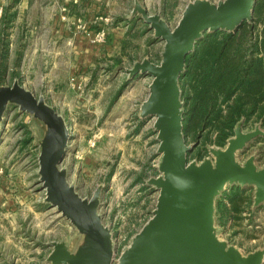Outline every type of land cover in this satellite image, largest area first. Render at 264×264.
<instances>
[{
    "label": "rangeland",
    "instance_id": "374dc122",
    "mask_svg": "<svg viewBox=\"0 0 264 264\" xmlns=\"http://www.w3.org/2000/svg\"><path fill=\"white\" fill-rule=\"evenodd\" d=\"M143 1L149 13L161 14L174 27L185 5L193 0ZM4 12L5 7L0 17V83L10 85L17 78L63 115L71 135L62 162L68 179L82 197H90L103 185L102 221L116 243L127 244L154 208L157 191L145 180L157 174L158 160L154 118L139 115L151 78L133 77L127 70L144 58L158 63L163 42L153 38L147 24L135 19L126 27L119 49L97 56L74 72L69 64H62L56 76L45 82L36 62L22 63L18 56L21 34L3 20ZM256 123H244L243 129L251 130ZM38 135L28 114L9 107L0 133V264H41L50 251L48 241L65 239L72 245L77 236L66 219L42 203L44 193L36 175ZM191 142L196 144L187 153L189 161L208 156L206 146L214 145L186 139ZM251 153L257 155L258 166L264 165V136L253 139L238 159ZM245 195L252 196V189L247 188ZM243 206L226 223L218 224L217 218L216 223L220 237L247 254L264 247V206Z\"/></svg>",
    "mask_w": 264,
    "mask_h": 264
},
{
    "label": "water",
    "instance_id": "95a60500",
    "mask_svg": "<svg viewBox=\"0 0 264 264\" xmlns=\"http://www.w3.org/2000/svg\"><path fill=\"white\" fill-rule=\"evenodd\" d=\"M256 1L193 0L170 27L161 14L149 13L140 0H133L128 19L147 24L153 38L163 42L158 63L144 58L127 70L130 76L151 78L139 115L154 118L157 174L145 182L157 196L151 216L116 258L112 232L99 213L103 185L82 197L62 165L71 140L65 118L17 78L10 85L0 83V133L9 107L31 117L39 130L36 175L44 193L42 203L66 219L77 235L72 245L65 239L48 241L50 251L41 264H264V247L243 254L220 237L215 207L232 187L251 188V207L264 206V165H257L255 153L238 159V153L264 136V130L257 122L245 131L240 119L225 146L207 145L208 156L189 161L187 153L196 142L186 143L184 137L179 84L185 59L203 33L233 32L249 23Z\"/></svg>",
    "mask_w": 264,
    "mask_h": 264
},
{
    "label": "trees",
    "instance_id": "16d2710c",
    "mask_svg": "<svg viewBox=\"0 0 264 264\" xmlns=\"http://www.w3.org/2000/svg\"><path fill=\"white\" fill-rule=\"evenodd\" d=\"M252 19L233 32H204L187 55L179 80L185 140L223 147L240 119L264 126V0L256 1ZM246 189L232 187L216 200L218 224L252 203Z\"/></svg>",
    "mask_w": 264,
    "mask_h": 264
},
{
    "label": "crops",
    "instance_id": "0c3cea01",
    "mask_svg": "<svg viewBox=\"0 0 264 264\" xmlns=\"http://www.w3.org/2000/svg\"><path fill=\"white\" fill-rule=\"evenodd\" d=\"M132 5L133 0H5L3 20L13 30L19 29L22 63L36 62L46 82L62 64H69L74 72L97 56L119 49L131 25L127 18ZM101 28L107 43L96 45L92 37ZM10 39L9 45L12 35Z\"/></svg>",
    "mask_w": 264,
    "mask_h": 264
},
{
    "label": "built area",
    "instance_id": "2783aa9c",
    "mask_svg": "<svg viewBox=\"0 0 264 264\" xmlns=\"http://www.w3.org/2000/svg\"><path fill=\"white\" fill-rule=\"evenodd\" d=\"M4 6H5V0H0V17L2 15ZM106 35L107 34H106L105 29L101 28L98 31L94 32V35L92 37V42L95 43L96 45L103 44L106 40ZM113 241H114L115 258H116L118 256L120 249L124 246V244L119 245L118 243H116L114 238H113Z\"/></svg>",
    "mask_w": 264,
    "mask_h": 264
}]
</instances>
